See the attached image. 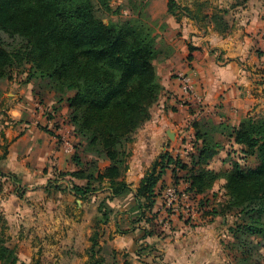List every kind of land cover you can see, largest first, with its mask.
<instances>
[{"label": "crops", "instance_id": "crops-1", "mask_svg": "<svg viewBox=\"0 0 264 264\" xmlns=\"http://www.w3.org/2000/svg\"><path fill=\"white\" fill-rule=\"evenodd\" d=\"M168 2L166 0V56L162 61L164 68L158 69L163 89L152 107L151 118L127 144L130 156L123 179L132 191L107 199L112 214L104 225L100 244L108 246L113 255H106L102 264H125L126 261L139 264L141 260L157 259L154 252L140 257L138 251L142 243L158 247L163 256L159 264H201L204 247L213 250V246H217L215 228L220 215L202 216L192 210L184 218L180 213L173 214L164 209L158 196L154 210L166 218L164 233L142 238L144 233L131 223L136 189L162 152L172 153L174 149L178 152L186 146L194 151L195 121L227 122L237 126L248 114L264 111V0H247L240 5L218 0L206 9L202 7L201 18L217 8H228L231 28L226 34H221L209 19L198 20L189 15L184 8L195 13L198 8L194 4L183 2L175 12H170ZM184 75L191 80L195 92L189 98L182 86ZM35 81L40 80L11 82L12 89L0 93V156L7 149L6 156L0 159V170L6 174L0 175V219L2 223L7 221L15 225H12L15 235L9 238L8 244L20 249L19 255L24 259L28 257L26 250L34 249L39 243L38 235L48 232V247L81 251L85 261L92 218L99 213L98 208L94 207L92 216L82 204L83 198L76 196L74 191L70 194L73 204L65 196L58 199L57 195H50L48 198L44 191L48 181H52L55 169L72 171L77 168L73 155L78 137L69 120L71 109L66 98L59 102L52 92L41 84L40 89ZM7 85L9 83L2 82L1 89ZM184 161L189 162L190 157ZM210 167L214 168L212 162ZM10 174L17 176L18 183ZM165 177L167 184H171V174ZM75 182L83 184L85 180L75 179ZM188 184H181L186 187L185 192ZM103 185L93 195V201L97 196L101 197L100 202L110 196L109 182L105 181ZM12 186L24 187V197H20ZM25 196L32 202L27 203ZM186 200L182 196L181 211L190 205ZM189 216L194 221L188 220ZM202 219L206 221L203 225ZM217 248L215 258L210 260L208 257L207 264L218 259Z\"/></svg>", "mask_w": 264, "mask_h": 264}, {"label": "trees", "instance_id": "trees-1", "mask_svg": "<svg viewBox=\"0 0 264 264\" xmlns=\"http://www.w3.org/2000/svg\"><path fill=\"white\" fill-rule=\"evenodd\" d=\"M112 2L0 0V83L22 67L27 80L39 79L59 102L66 98L71 109L69 120L78 137L73 155L77 168L67 174L85 180L83 184L74 182L72 190L84 199L105 181L110 184L111 194L100 202L93 220L88 248L92 259L101 249L102 231L111 218L107 199L132 191L123 179L130 156L127 144L151 118L152 107L163 89L155 64L160 48L154 27L140 16L106 22L98 11L114 12ZM175 4V0H169L170 12L178 9ZM184 9L198 20L209 19L221 34L231 28L228 8H217L202 18L200 9L195 13ZM193 127L195 148L190 161L168 150L160 154L136 189L131 223L145 219L154 227L158 187L172 167L175 177L178 170L185 172L188 190L197 195L208 193L223 181L225 209L247 214V230L264 238V111L248 114L237 126L199 120ZM226 144L238 152V158L227 169L211 168V162ZM79 148L90 156L88 167H79L83 164ZM6 153L7 149L0 159ZM0 175L6 174L0 170ZM10 175L18 183L17 176ZM208 214L218 215L219 210ZM154 233L153 228L146 230L142 238ZM142 245L138 251L141 258L149 253L141 250ZM103 262L104 258L90 264ZM0 264L30 263L21 261L0 236Z\"/></svg>", "mask_w": 264, "mask_h": 264}, {"label": "rangeland", "instance_id": "rangeland-1", "mask_svg": "<svg viewBox=\"0 0 264 264\" xmlns=\"http://www.w3.org/2000/svg\"><path fill=\"white\" fill-rule=\"evenodd\" d=\"M225 1L233 2L234 4L240 2V0H223V3ZM176 7L178 8L179 4L185 2V3H191L194 4V7H197L198 9L202 10V7L214 5L218 0H175ZM113 10L114 12H103L98 11V13L105 18V21L108 20H117V19H125L129 18L131 16H140L149 21L152 26L154 27L156 33L158 34V45L160 48V53L158 55V58L155 60V64L157 67V71L160 68H164L162 65V61L164 60V55L166 56V0H113ZM196 8V9H197ZM227 8V7H224ZM118 9V11H117ZM197 9V10H198ZM116 10V11H115ZM210 10V9H207ZM204 21H207L206 19H202ZM3 36L6 38V34H3ZM12 80H5V83H9V86H4V89H1L2 82L0 83V91L2 93L10 91L11 88V82H18V83H26V80L28 78L27 72L24 70V68H17L12 73ZM4 82V81H3ZM35 84H41L40 81H35ZM37 87V86H36ZM40 88V86H39ZM38 88H36L35 91H37ZM41 89V88H40ZM78 142V141H77ZM226 147L228 149H223L220 152V155L218 154L216 158L212 161V166L216 168L217 170H222L229 168L231 166V162L238 158V152L234 151L230 144H226ZM193 153V150H191V147L184 148L182 151L176 152L175 149L173 150L172 154L176 156H180L181 158L188 159L191 157V154ZM79 154L82 157L83 164L80 165V168L88 167L86 163L90 159L89 155H85L83 153L82 148H79ZM65 173L66 174H61ZM70 171H59L54 170L52 181L59 182L57 184H54L52 181H48V185L46 186L45 193L49 195L48 198H50V195H57L58 199L65 198L67 201L71 202L70 204H73L74 201H70V194H72V185L76 180H79L77 178L73 179L68 175L67 173ZM170 173L172 177V183H174L177 188L178 192L181 196L182 191H184V188L181 187V184L185 183V177L184 171L178 170L176 172V177L174 176L173 168L170 167L167 169L166 174L164 175L165 180L163 179V182L161 184L160 192L158 194L159 198H161V201L163 202V206L166 205V199L163 197L162 190L167 185L166 175ZM71 179H70V178ZM178 178V182L175 183V180ZM72 180V182L67 184L68 181ZM223 182V181H222ZM221 181L218 182L214 189L209 191L206 194H194L187 190L188 198L186 202H190V205L188 206L190 209L196 211L200 215H208L209 212H211L213 209L219 210V219L218 223L216 224V242L217 246H213V250H207L208 247H204L203 253H202V261L201 264H207L206 259L209 257L211 260L212 258H215L216 255V247L217 253H218V259H213L212 262H209V264H264V238L261 236L251 233L247 230L246 226L249 223V216L243 212H240V210H228L225 209L226 206V200L227 195L225 193V189L223 187V183ZM104 185H101L99 188H102ZM13 190L20 196L24 197L25 189L24 187L20 186L13 187ZM99 190V189H97ZM96 190V191H97ZM94 191L92 194H90L91 197L84 198V204L86 209H89L88 213H91L94 211V207L98 208V203L100 202V198L98 197L93 201V195L96 193ZM98 193V192H97ZM61 194V195H59ZM63 195V196H62ZM89 196V195H88ZM28 196H25V200L27 203L32 202L30 199H28ZM77 201V200H76ZM75 201V202H76ZM47 202V200H46ZM46 207L49 206L48 202L45 203ZM184 205L183 203H180V207ZM45 207V206H44ZM156 215L154 218L153 224L154 227L149 225L145 219L142 221H135L134 222V228L139 227L140 231L142 233H145L146 230L152 229L155 230L158 235H163L164 230V223L166 221V218H162L159 211H153ZM181 213V212H180ZM182 217H187L188 215H185L183 213ZM93 216V215H92ZM164 216V215H162ZM136 218V217H134ZM223 218H226V221H223ZM48 219V218H47ZM193 220L191 216L188 217V220ZM94 218H92L93 223ZM0 219V236L6 240V244H8L9 238L12 239L14 232L13 225L11 222L7 223L5 221L4 223L1 222ZM201 225L205 224V220L202 219ZM44 220L42 221V223ZM13 225V226H12ZM45 225V224H44ZM92 227V226H91ZM45 231V230H44ZM92 232V229H91ZM48 234V232H47ZM46 233L41 232V235H38V241L39 243L37 246L32 250H26L28 252H25L28 257L27 259L22 258L19 255L20 249L13 247L15 249V252L19 256L21 261H26L30 264H90L94 262V260H102L103 258H106V255H109L110 257L113 255V251L108 246H101V249L97 251V255L94 259L90 257V253L88 250H85V256L87 255L88 258L83 259V252L71 249V248H62V249H55L48 247V244L50 243V238ZM15 235V234H14ZM17 235V234H16ZM18 239V238H16ZM143 249H141L143 252H154L157 254V259H152L150 261L147 260H141L139 264H159L161 263L163 256L162 252L159 251L153 244L144 245L142 243ZM12 248V247H11ZM98 250V249H97ZM209 251V252H208ZM208 252V253H207ZM199 257H197L198 260ZM198 264V262L196 263Z\"/></svg>", "mask_w": 264, "mask_h": 264}, {"label": "built area", "instance_id": "built-area-1", "mask_svg": "<svg viewBox=\"0 0 264 264\" xmlns=\"http://www.w3.org/2000/svg\"><path fill=\"white\" fill-rule=\"evenodd\" d=\"M182 86H183V90L185 92V96L187 98H189L190 96H192L193 93H195L194 88H193V84L187 75L182 76ZM198 100H201V98L199 96H198ZM177 192H178V188L174 183L167 184L164 187V189L162 190V194H163V197L166 199L165 200L166 205L163 206V208L166 209L168 212L173 213V214L181 212L183 214L189 215L192 212V209L187 210L188 209V206H187L183 211H181V207L183 205L180 207L182 196L185 198H188L189 197L188 193L185 191H182V194L180 196V194Z\"/></svg>", "mask_w": 264, "mask_h": 264}]
</instances>
